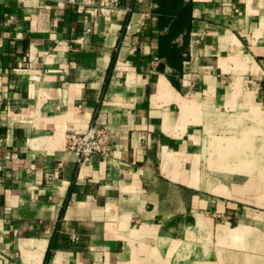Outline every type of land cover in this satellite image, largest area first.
Returning <instances> with one entry per match:
<instances>
[{
	"label": "crops",
	"instance_id": "obj_1",
	"mask_svg": "<svg viewBox=\"0 0 264 264\" xmlns=\"http://www.w3.org/2000/svg\"><path fill=\"white\" fill-rule=\"evenodd\" d=\"M108 1L0 0V264H264V0Z\"/></svg>",
	"mask_w": 264,
	"mask_h": 264
},
{
	"label": "built area",
	"instance_id": "obj_2",
	"mask_svg": "<svg viewBox=\"0 0 264 264\" xmlns=\"http://www.w3.org/2000/svg\"><path fill=\"white\" fill-rule=\"evenodd\" d=\"M118 0H109L110 10L117 7ZM65 147L73 152L78 163L91 156H111L114 152V132L105 124L93 123L83 130H70L65 133ZM77 239L76 234H71Z\"/></svg>",
	"mask_w": 264,
	"mask_h": 264
},
{
	"label": "trees",
	"instance_id": "obj_3",
	"mask_svg": "<svg viewBox=\"0 0 264 264\" xmlns=\"http://www.w3.org/2000/svg\"><path fill=\"white\" fill-rule=\"evenodd\" d=\"M159 2V10L160 14L170 13L171 15H175L176 19L170 23V27L172 31L181 28V24L183 23L184 12L183 7L178 8L175 2L176 0H158Z\"/></svg>",
	"mask_w": 264,
	"mask_h": 264
}]
</instances>
